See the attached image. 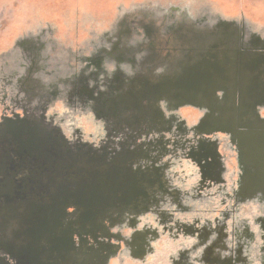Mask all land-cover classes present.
Wrapping results in <instances>:
<instances>
[{
    "label": "rangeland",
    "instance_id": "rangeland-1",
    "mask_svg": "<svg viewBox=\"0 0 264 264\" xmlns=\"http://www.w3.org/2000/svg\"><path fill=\"white\" fill-rule=\"evenodd\" d=\"M163 14L170 15L167 22L160 21L159 16ZM119 19L122 29L134 25L133 28L140 33L136 39L146 45L133 51L123 50L125 41L121 39L118 46L121 48L111 51L118 58L103 57L110 50L107 37ZM195 25L198 28H192ZM162 26L165 27V37L159 31ZM141 28L150 30L148 38H144L143 30L139 31ZM175 29L177 31L172 33ZM193 30H199L197 38L205 36L207 31V41L212 45L200 47L197 61L186 63L185 58H171L172 64L163 66L164 62L156 55L162 49L159 42L168 40L165 46L170 52L176 48L187 49L189 46L180 37ZM245 30L264 40V0H0V109L3 102H8L14 110L6 115L7 121L32 122L35 128H41L53 137H61L56 144L62 146L57 152L63 154L45 159V165L51 163L50 169L57 176L72 173L69 179L76 181L74 185H62L56 191L46 189L36 194L30 193L33 191L24 193L36 197L35 204L24 206V221L30 222L29 230L33 231L30 236H37L35 223L40 221L38 238L44 254L50 244L45 239L54 234L61 239L77 237L72 248H67L74 256L88 251L91 261L95 248L103 246L106 252H115L117 257L119 246H110H115L114 234L128 236L140 227V220L146 214L161 210L160 205L153 206L155 210L151 208L152 212H133L130 208L138 204L139 191L145 189L142 185L145 174L157 172L154 168L169 158L167 153L156 156V151H167L171 146L167 140L174 137L173 131L160 129L166 124L167 115L169 124L174 120L188 130L198 124L211 126V131H203L199 137L228 135L244 147L255 145L260 134V181L248 179L249 187L260 185V200L251 199L257 197L253 196L239 203L242 208L239 214L250 221L254 232L260 231V237L257 234L254 241H249L260 243V264H264V237L261 236L264 227L256 221L264 216V124L260 125V131H256L249 127L253 124H247L246 117L232 119L234 109H239V92L236 95L233 92L218 93L220 105L227 112V126L208 122L209 111L187 103L186 97L192 92H185V80L200 83L202 93L222 87L216 80L215 63L216 51L221 49L217 47L216 51H210L216 44L226 43L233 55H236L235 51L244 54L249 47L264 52V43L257 44L252 40L254 38L246 36ZM139 54L142 59L149 54L150 62L146 66L133 64L132 58ZM121 55L125 56L124 61L119 59ZM204 57L205 60L209 57L208 61H203ZM223 58L220 53L218 59L223 61ZM254 76L264 77V69H257ZM245 82L243 98L254 96L255 91L260 90L259 84L252 89L251 83ZM257 114L264 121V107H258ZM1 117L0 122H3ZM254 124H260V121ZM107 126L111 127L110 130ZM23 127L24 124H20L7 129L11 134L15 133L19 141ZM191 134L189 130L182 138L186 140ZM101 138L105 141L101 142ZM4 142L2 139L1 145ZM15 149L18 156L17 151L21 149L17 145ZM224 155L228 172L223 178L231 184V176L234 181L237 179V159L227 150ZM29 157L22 158L25 164L33 163ZM188 161L191 160L183 159L181 164L175 165L182 176L190 177L197 172V166ZM99 165L101 170H98ZM149 167H152L151 171ZM169 167L165 173L170 171ZM86 173L90 182L85 189L79 180L88 177ZM98 177L105 182L102 190L95 185ZM45 179L52 182V179ZM63 179L65 182L66 177ZM219 188L217 185L215 189ZM13 192L20 197L17 189ZM154 194L153 200L162 198ZM223 198L214 197L212 212L200 213L201 224L210 222L216 226L217 219H225L223 215L234 201L224 202ZM0 203L3 204L1 198ZM83 204H88V209ZM98 204H102L99 211L91 209ZM9 206L15 208L18 205ZM97 213L112 215L110 219L116 224L97 226L94 218ZM100 232L103 233L101 239L98 237ZM86 236L90 238L89 248L84 245ZM179 244L171 238L151 241L146 245L147 250H142L143 262L125 259L123 264H172L170 258L178 253ZM220 251L224 253L225 249L217 248L207 253L201 247L198 252H203L208 256L207 260L213 262L212 258L217 253L220 256ZM217 262L224 264L222 260Z\"/></svg>",
    "mask_w": 264,
    "mask_h": 264
},
{
    "label": "flooded vegetation",
    "instance_id": "flooded-vegetation-1",
    "mask_svg": "<svg viewBox=\"0 0 264 264\" xmlns=\"http://www.w3.org/2000/svg\"><path fill=\"white\" fill-rule=\"evenodd\" d=\"M169 14L159 16L160 21L165 20L167 22V19L170 17ZM179 20L183 21V19ZM120 22L121 20L119 19L115 28L107 37L110 50L103 57L118 58L111 51L121 48L118 47L119 42L122 41L121 39L125 41L122 47L123 50L125 48L135 50L140 46L144 47L146 45L136 39L140 33H137L138 29L136 27L135 29L133 28L134 25L122 29L120 28ZM164 28L163 26L159 27V31L161 36L165 37ZM141 30H143L145 35L144 38H148L147 34L150 30L145 28L139 29V31ZM243 32L250 39L255 36L253 33ZM161 47L162 49L156 55L160 61L164 62L163 66H165V63L166 65L168 63L172 64L171 58L184 59L183 53L181 54L179 51L170 52L168 46H165V44H161ZM144 56L145 59H142L140 54L136 55L135 59L132 58L133 64L146 66L147 62H150L148 59L149 54ZM120 58L124 61L125 56L121 55L119 56ZM130 59L131 57L127 61H131ZM164 81L163 83H165ZM5 97L8 96L5 95ZM3 100H6V98ZM1 107L0 117L2 116L1 121L2 118L4 121L0 122V141L6 137L5 131L8 127L20 126V124H5V120L7 121L6 115L12 113L14 109H12L13 106H10L8 102L5 104L3 102V106ZM102 118L100 117L99 119L102 120ZM166 118V124L164 127L161 126L162 128L160 129L173 131L174 137L167 140V142H171V146L167 151L164 152L165 150H163L161 153L156 151V156L167 153L169 154V158L154 168L157 172H147L145 174L144 182L142 183L145 189H141V186L138 187L139 190H142L139 193L141 195L140 198L143 199L139 198L138 204L130 208V210L133 212L150 210L152 212V209L155 210L152 208L155 205H160L162 208L155 211L156 215L151 213L146 214L140 220V227L128 234V236L121 233L114 234L115 243L113 242V245L115 246H110L112 248L119 246L120 251L117 257H115V252L112 253L109 250L106 252L103 246L95 248L96 251H93V254H91V261L89 260L90 254L88 251L74 256L67 248H72L73 243L78 241L77 237L71 236L61 239L56 238L54 234L45 239L46 242L49 240L50 244L49 250L44 254L41 251L42 247L39 245L38 238L40 221L37 220L35 223L36 230L34 232L35 234L37 233V236H30V234L33 235V231L29 230L30 222L24 221V213H9L7 210H4L5 205L0 203V264H123L125 259L131 260L134 263L135 261L141 263L145 260L141 254L142 250H147L146 245L151 241L164 238L175 239L180 243L178 253L170 258L172 264H196V262L218 264L217 260H222L224 264H260V243L254 244L249 241V239L254 241L257 234L260 237V231L254 232L250 221L241 218L239 214L242 209L239 203L242 204L246 199L253 196L257 197L251 199L260 200V185L248 186V179L260 181V134L258 136L259 140L255 145L251 144L244 147L235 138L228 135L216 134L212 137H199L200 133L211 131L212 128L211 126H200L198 124L189 129L192 131V136L184 140V134L189 131L185 125L174 123V120H171V124H169L167 115ZM96 120L98 121V119ZM249 127L260 131V124H253ZM110 128L107 126V129L110 130ZM10 135H15V133ZM252 136L254 137V135ZM100 141L104 142L105 139L101 138ZM1 150L4 149L1 148ZM225 150L229 153L232 152L237 159V179L234 181L233 176H231V184L228 183L227 179L223 178L228 172L226 165L227 158L224 155ZM4 153L5 151L2 154L0 152V166L2 165L0 179L12 191L16 189L22 193L33 191L30 193L36 194L44 192L46 189L56 191L62 185L70 186L74 185L73 182H76L69 179L73 176L70 172L61 173L57 176V173L49 168L41 167L37 163L34 165L25 164L24 160H21L22 164H20V158L18 159L12 152L9 156ZM183 159H190L191 161L188 162H192L197 166V172L191 174L190 177L182 176L175 166L177 163L181 164ZM168 167L170 171L165 173L164 170ZM151 168L149 167L150 171L152 170ZM98 170H101V165H99ZM86 175L88 177L79 180L80 185H83L85 189L90 182L89 174L86 173ZM62 176L66 177L65 182ZM45 178L52 179V182ZM101 178L95 182V185L102 190L105 182ZM30 182L33 185L31 188L28 186ZM217 185H220L219 189H215ZM154 193L157 196H162V198L156 197L153 200L152 196L155 195ZM216 196L224 197V202L226 200H233L234 203L231 204V208H228V211H225L223 215L224 220L217 219L215 221L216 226H213L210 222L201 224L200 217L198 216L201 212H212L211 209L214 207L213 200ZM83 206L87 209L89 207L88 204H83ZM96 206L91 209L99 211L102 204ZM201 206H204V208L202 209ZM71 211L72 209H70V213ZM81 215L82 213H80ZM111 216L99 215V213L95 214L94 218H96L97 226L102 224L115 225L116 221L110 219ZM256 221L264 227V216L261 219L260 217L257 218ZM228 227L229 231H227ZM101 234L103 233H98L100 239ZM261 236L264 237V233H261ZM89 239L88 236L85 237L84 245L86 248H89ZM57 241L58 243L56 244ZM64 242L67 245H59L64 244ZM43 247L45 248L44 245ZM201 247L207 253L215 251L217 248H223L225 251L224 253L220 251V256L217 253L216 257L212 258L215 261L209 262L207 260L209 259L208 256L204 255L203 252H198ZM81 248L83 247L81 246ZM23 258H26L27 261L24 262Z\"/></svg>",
    "mask_w": 264,
    "mask_h": 264
},
{
    "label": "water",
    "instance_id": "water-1",
    "mask_svg": "<svg viewBox=\"0 0 264 264\" xmlns=\"http://www.w3.org/2000/svg\"><path fill=\"white\" fill-rule=\"evenodd\" d=\"M232 24V23H231ZM192 28H198L196 25ZM177 31L176 29L172 31L174 33ZM199 30H193L192 33H186V35H182L180 38L181 40L189 46L187 49L182 48L179 50L176 48L175 50L171 49L172 51L181 52V54H184V58L186 63L187 62H193L197 61L199 58L200 47L201 48H207L212 45V43L209 45L207 39L209 38V33L207 31L206 35L197 38V35ZM248 32V31H246ZM251 33V32H248ZM185 34V33H184ZM178 33H176V36ZM180 35V34H179ZM254 35V34H253ZM169 36V35H168ZM183 38V39H182ZM254 41L260 45L264 43L261 36L255 35ZM160 44L169 43L168 40L159 42ZM183 44V43H182ZM179 45V44H176ZM184 45V44H183ZM264 45V44H263ZM220 47L221 51H216V48ZM257 48V47H255ZM216 51L217 55H215V63L217 67L216 71V80L219 82L218 84H221L222 87H218L213 92H205L202 93L200 90V83L196 81L195 83H192L189 80H185V92H192V95L189 97H186V102L191 103L195 107H199L200 109H206L209 111L208 119L207 121H213L215 123H219L221 125L227 126L226 122L227 120V112L224 111V106L220 105L222 103L219 100L218 93H227L231 94H237L239 92V109H234L233 111V117L232 119H235L236 117L245 119L247 118L248 122L247 124H254L257 123V121H260V125L264 124V121L261 120V118L258 116L257 109L258 107H264V77H257L254 76L256 74V70L262 67L264 69V52H258L257 50H253L251 47L247 48L244 54L240 52H236V55L231 54L232 51H228L227 44L224 42H220L219 44H216L214 49L210 51L214 52ZM160 52V51H159ZM229 52V53H228ZM223 53V61L219 60V54ZM231 55V56H230ZM236 56V57H235ZM198 58V59H196ZM209 57H206L207 60H205V57L203 61H208ZM227 71V73H226ZM228 74V75H227ZM233 76V77H232ZM232 77V78H230ZM234 79V80H233ZM251 83V88L253 89L257 84L260 85V90L255 91L254 96H248L247 98H243L245 92V84L246 81ZM158 86H155L154 88L157 89ZM196 89V91H195ZM248 89V88H247ZM231 92V93H230ZM165 95H168L165 94ZM169 100V99H167ZM225 101V100H224ZM238 115V116H237ZM252 118H256L257 121L253 120ZM227 120V121H226ZM24 124V127L21 128L20 132L21 135V142H22V149L23 154L19 151L22 156V158H26V155L30 157L36 158L37 165L41 167H46L50 169L51 163L45 165V157H48V159L61 155L63 153H58L60 149H62V146H59L56 144V140L60 141L62 138L59 136H51L47 132H45L41 128H35L34 123H30L24 120H18L17 122H14V120L11 121H5V124ZM224 126V127H225ZM7 133H11L9 129H6ZM60 148V149H59ZM1 150V148H0ZM34 151V152H33ZM2 168V165L0 166V169ZM51 170V169H50ZM1 176V174H0ZM14 192L9 190L6 186V183L0 182V198L3 201V204L7 207V211H14L18 214L24 213V206L35 204L34 199L36 198L32 194L24 195L20 194V197L17 194H13ZM25 196L27 199H25ZM19 197V199H18ZM107 197V195H106ZM109 197V196H108ZM32 198V199H31ZM9 205H18L15 208L10 207ZM32 218V216H29ZM20 219V218H19ZM24 262L27 261L26 258L22 259Z\"/></svg>",
    "mask_w": 264,
    "mask_h": 264
},
{
    "label": "crops",
    "instance_id": "crops-1",
    "mask_svg": "<svg viewBox=\"0 0 264 264\" xmlns=\"http://www.w3.org/2000/svg\"><path fill=\"white\" fill-rule=\"evenodd\" d=\"M193 25V24H192ZM245 32H246V30H245ZM6 132V137L4 138L5 139V142L6 141H9V142H7V144L5 145V142L1 145V143H0V148H2V149H4V150H0V152H1V154H2V152H4L5 151V155H7V156H9V154L12 152L14 155H15V146L17 145V147L19 148V149H21V153L23 154V149H22V144H20V142H21V136L19 137L20 139H19V141H17L18 139H17V137H16V134L15 135H10L11 133H7V130L5 131ZM11 137H12V140H11ZM17 141V142H15V141ZM14 144H16V145H14ZM4 145V146H3ZM18 150V149H17ZM18 153H17V155L18 156H16L18 159L20 158V164H22V156H20L21 154L19 153V150L17 151ZM34 152V151H33ZM3 154V155H4ZM26 156H28V155H26ZM45 159H48V157H45ZM29 161H33V163L32 162H28L27 164H29V165H34V164H36V158L35 157H29ZM38 164V163H37ZM2 171V170H1ZM0 171V172H1ZM0 181H1V179H0ZM30 188L33 186L32 185V182H30L29 183V185H28ZM8 189L9 190H11L9 187H8ZM12 191V190H11ZM20 194H23L22 192H20Z\"/></svg>",
    "mask_w": 264,
    "mask_h": 264
},
{
    "label": "bare ground",
    "instance_id": "bare-ground-1",
    "mask_svg": "<svg viewBox=\"0 0 264 264\" xmlns=\"http://www.w3.org/2000/svg\"><path fill=\"white\" fill-rule=\"evenodd\" d=\"M12 138V137H11ZM20 144H22V142H20ZM106 178V177H105ZM101 183V182H100ZM140 183V182H139ZM114 184V183H113ZM7 210V209H6ZM10 211V210H9ZM61 255V254H60ZM41 257V256H40ZM39 257V258H40ZM68 257V256H67ZM61 258H62V256H61ZM53 262V261H52ZM67 262V261H66ZM50 263V262H49ZM61 264V263H60Z\"/></svg>",
    "mask_w": 264,
    "mask_h": 264
}]
</instances>
